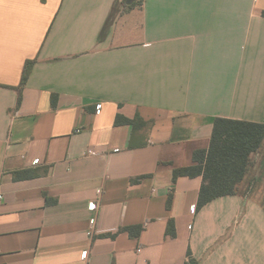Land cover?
Segmentation results:
<instances>
[{"label":"crops","instance_id":"1","mask_svg":"<svg viewBox=\"0 0 264 264\" xmlns=\"http://www.w3.org/2000/svg\"><path fill=\"white\" fill-rule=\"evenodd\" d=\"M218 118L264 124V0H0V264H264V145L195 215L174 179Z\"/></svg>","mask_w":264,"mask_h":264},{"label":"trees","instance_id":"2","mask_svg":"<svg viewBox=\"0 0 264 264\" xmlns=\"http://www.w3.org/2000/svg\"><path fill=\"white\" fill-rule=\"evenodd\" d=\"M34 61L25 65L22 76L21 91L30 75ZM129 122V121H128ZM264 145V124L246 121L218 118L214 123L213 135L208 150L197 151L194 154L195 166L175 171L174 179L182 176L203 179L200 189L197 210L202 209L213 201L235 196L240 191V183L244 181L252 164V156ZM37 174L33 171L18 172L16 180L32 179ZM172 202V195L168 200V207ZM143 231L142 226L122 228L121 233H128L138 238ZM167 235L176 237L175 223L169 221ZM116 235H110L115 238ZM185 264H200L189 253Z\"/></svg>","mask_w":264,"mask_h":264},{"label":"built area","instance_id":"3","mask_svg":"<svg viewBox=\"0 0 264 264\" xmlns=\"http://www.w3.org/2000/svg\"><path fill=\"white\" fill-rule=\"evenodd\" d=\"M102 108H103L102 104H99V105L96 106V114L97 115H100L101 114ZM86 155L87 156H96L97 155V152L94 151V150H92V149H89L86 152ZM39 163H40L39 160H35V162L33 164L36 166V165H39ZM102 193L103 192H102L101 189L97 190V198L95 200L91 201L88 204V210H89V212H91L93 214H97V212L100 209V204H101L100 203V198H101ZM2 201H3V195L0 194V203ZM190 211H191V214L195 215L197 213L196 206H192L190 208ZM96 222H97V220H96V217L95 216L92 217L91 220H90V222H89V224H90V231L88 232V235L91 236V237L93 236V230H94V227L96 225ZM190 228H192V227H190ZM88 257H89V252L88 251L83 252L82 255H81L82 260H87Z\"/></svg>","mask_w":264,"mask_h":264}]
</instances>
